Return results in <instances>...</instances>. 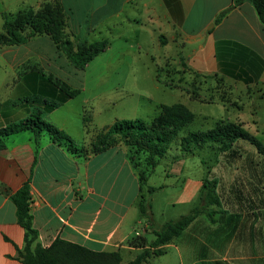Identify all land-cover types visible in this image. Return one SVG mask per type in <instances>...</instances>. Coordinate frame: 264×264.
<instances>
[{"label":"crops","instance_id":"obj_1","mask_svg":"<svg viewBox=\"0 0 264 264\" xmlns=\"http://www.w3.org/2000/svg\"><path fill=\"white\" fill-rule=\"evenodd\" d=\"M237 1L0 0V31L5 15L25 9L38 10L45 3L58 2L67 16L66 32L72 41L109 42L107 50L95 58L103 67L96 80L138 82L145 76L133 66L141 57L153 62L163 60L168 84L174 89L204 102L220 103L226 110L229 106L239 109L238 101L233 99L241 89L250 92L264 87V26L251 2ZM42 46L55 50L63 65L44 54ZM150 47L157 53H149ZM4 60L14 71L21 67L28 70L20 76H5L3 86L7 90L0 89V129L27 118L35 112L36 103L40 110H46L43 99H34L37 93L41 94L45 73L67 84L71 82L68 85L79 94L83 91L72 83L74 78L70 80L77 75V69L48 36L32 37L25 44L2 48L0 62ZM121 63L131 67L124 72L112 68ZM144 65L150 74L148 63ZM156 79L162 81L160 74ZM213 83L217 84L214 88ZM127 87L125 83L120 88L127 89L126 97L134 96ZM105 95L108 94L99 93L96 97ZM149 96L145 110L139 109L137 99L126 97L106 108L95 105L96 116L89 119L95 123L94 129L91 132L88 125L86 132L94 137L91 142L116 120L143 119L152 110L157 115L158 106L167 103ZM76 97L45 114L46 121L72 140L74 136L69 131L72 126L67 124L70 119L66 120V112L59 111ZM125 102L128 107L120 110L119 104ZM72 128L81 136L85 130L82 124ZM192 156L195 157L183 152L172 156V162L161 174L156 168L150 175L149 187L163 191L171 185H182L176 202L195 201L196 190L201 192L205 178L195 181L185 175L186 163ZM222 156L230 160L244 157L239 153ZM161 164L162 160L158 167ZM251 171L252 179L241 175L239 169L231 179L215 178L220 207L227 206L219 212L210 209L225 216L213 217L212 221L200 215L158 258L164 259V264H264V250L260 251L259 244L260 234L264 232V172L260 175L255 169ZM211 173L221 176L215 170ZM155 175H160L159 185L152 183ZM25 183L30 187L34 227L39 232L38 243L43 247L61 238L93 251L119 252L122 264H128L156 239V236L148 237L160 226L155 220L153 225L149 224L137 213L140 184L123 146L85 157L54 143L46 132L36 138L32 131H24L8 137L6 147L0 150V264H23L17 255L25 244V230L18 223L12 196ZM240 205L247 210L243 215L237 210ZM138 236L146 239L145 247L131 245Z\"/></svg>","mask_w":264,"mask_h":264},{"label":"trees","instance_id":"obj_2","mask_svg":"<svg viewBox=\"0 0 264 264\" xmlns=\"http://www.w3.org/2000/svg\"><path fill=\"white\" fill-rule=\"evenodd\" d=\"M248 1L254 6L264 26V0ZM240 2L241 0L237 1ZM225 14L226 12L217 21H220ZM66 29L67 16L58 2L45 3L38 11L27 9L13 15H5L3 30L0 31V50L25 44L32 37L48 36L77 70H83L109 46L108 41L92 44L86 41H72ZM49 79L62 93L60 101L49 103L43 100L46 110L38 109L27 118L1 128L0 150L6 147L8 137L24 131H32L36 138L46 132L54 143L65 147L74 155L85 157L112 147L123 146L131 166L138 175L140 216L151 225L154 219L150 195L156 191V188L147 187V181L175 142L185 154L195 155L196 151L209 148L217 154L236 155L238 152L234 150L235 144L239 140H246L255 147L259 155L264 157V144L244 129L240 122L221 120L211 130L189 131L179 138L195 119L193 111L183 103L159 105L158 114L150 122L143 119L116 120L112 125L104 128L89 147H79L67 133L45 119L46 113L76 97L79 91L57 78L49 77ZM88 123L89 118L84 117L87 131ZM217 185L216 179L205 178L200 194V207L155 230L156 239L149 245V249H144L128 264H147L150 260L164 255L165 247L180 237L200 215H207L214 221L213 217L216 213L210 207L221 206ZM12 201L16 206L18 223L25 230V244L18 250L17 255L23 264H122L119 252L93 251L61 238H57L50 246L43 247L38 243L39 232L34 227L31 213L32 198L28 183L12 196ZM131 245L145 247L147 241L138 236L131 241Z\"/></svg>","mask_w":264,"mask_h":264},{"label":"rangeland","instance_id":"obj_3","mask_svg":"<svg viewBox=\"0 0 264 264\" xmlns=\"http://www.w3.org/2000/svg\"><path fill=\"white\" fill-rule=\"evenodd\" d=\"M41 49L44 54L49 55L52 61L60 62L63 65V61L59 58L58 53L55 50H50L47 47L44 48L43 46ZM148 51L151 54L157 53V50H152L151 47L148 48ZM144 52L146 53V50H144ZM115 54L119 55L117 51H115ZM144 62L148 63V68H150L151 70L150 74L147 70V67H145ZM6 63V60L0 62V89L7 90V88L3 86L6 79L5 76L8 74L20 76L23 72L27 71L28 69L21 67L14 71L10 69V67ZM130 67L131 66L129 64L124 63L112 66V68H115L120 72H124ZM133 67H137L141 70L142 75L145 76L143 80H140L138 82L132 80L125 82L121 79L114 81H98L96 80V77L99 76L101 69H103L102 64L99 65L98 59L92 60L83 70H77L76 76H69L71 81H73L74 78V81L72 83H75L74 85L80 87L83 90L82 93L79 94L75 100H73L70 104L64 107L63 111H59L66 112V120L70 119L67 121L69 127H75L77 124H82L83 126H85L83 118L86 117L89 119H94V117L96 116V106L106 108L108 105L119 100L120 98H125L126 95L129 94V92L127 93V89H121L120 87H122L126 83V85L128 86L127 88L131 89L134 95H129L128 97H126V99H137L140 102L139 109L142 108V110H145L147 108V97L150 95L156 98L157 100L159 99L166 102L168 105L183 103L193 111V113L195 114L194 121L188 126L185 132L180 134L179 138L183 137L185 133L189 131H208L213 129L217 122L221 120H230L239 121L240 123H242L244 129H246L249 133L254 135L258 140H260L264 144V87L259 86V88L250 92L241 89V91L239 92L240 94H238L237 97L233 99L238 101L240 108L237 109L236 107L233 108L229 106V109L226 110L224 106L220 103L204 102L199 98L192 97V95L185 91L183 92L174 89V87H171L170 84H168L170 83V81L169 78H167V68L163 60L153 62L150 60V58L148 60V58L146 57H141V60L138 61V63ZM158 68L162 69L158 72V74H160V78L162 79L161 82H158L156 79L158 75ZM44 75L45 78L42 84V91H40L41 94L39 93L38 95L37 93L34 99L41 98L43 100H47L49 103L59 102L61 99L60 95L62 93L58 92V89L54 86V82L49 79L48 74L45 73ZM68 84H71V82H69ZM212 86L214 88L215 86H217V84L213 83ZM71 87L73 88V86ZM49 88L51 90H49L48 92ZM105 92L108 95H105V97L98 98L101 99L99 101L96 95H98L99 93L102 95ZM3 93L5 92L3 91ZM109 95H111L112 98ZM201 96L204 97L205 94L203 93L201 94ZM34 99H32L31 101H34ZM27 100L30 102V99L27 98ZM36 105L37 108L35 111L39 109V103H36ZM124 106L128 107V103L125 102L124 104H119L120 110ZM77 113H79L80 116ZM155 116L156 112H153L152 110L149 116H144L143 120H145L146 122H150ZM94 124L95 123H92V121H89L88 123L89 127L91 128V132L94 129ZM72 127L69 128V131L71 135L74 136L73 140L75 141V144L77 143L79 147H83V145H88L91 143V140L94 137H92V135H87L88 133H86V128L85 130L83 129L84 133L81 136V134H77L75 129ZM178 147L179 146L177 145V142H175L173 144L172 149L162 159V164L157 167V170H159L158 172H160L158 174H161L165 166L172 162V156H176L177 154L182 153ZM234 150H236L239 154L243 155L244 157L242 159L238 158L236 160H230L222 156V154L215 153V151L209 148L196 151L195 157H190L188 163H186L185 175H189L190 178H194L195 181H198L201 177L209 179L220 178L221 180H228L232 178L236 169H239V173L245 176V178L249 179H252L254 173L251 170L254 169L255 171H258L260 175H262V172H264V157L260 156L257 153L255 147L251 143L246 140H239L235 144ZM212 170L216 171L217 176L221 175L222 177H215L214 175H212ZM158 176L155 175L152 179V183H155V185H159L161 181V179H159L160 177ZM147 187H149L148 183ZM176 190H178V192H175ZM181 190L182 185H180L179 187H174L171 185L167 188H164L163 191L157 190L156 192L150 195L153 219L155 220L158 226L162 227L165 223L177 220L182 215H186L193 209L200 207V190H196L195 201L186 202L181 200L179 202H176ZM222 200L224 202L225 199ZM226 206V204L223 207L212 206L211 209L219 212L223 211V209L225 210ZM136 210L140 216L139 207H136ZM237 210L240 212L241 215L247 212L244 205H240ZM221 216H225V214L221 215L217 213L214 217L220 218ZM200 218L208 219L209 217L207 215H201ZM142 219L147 222L145 218ZM260 235L261 238L259 244L260 251L262 252L264 250V232H262ZM152 237H155V234L150 233L148 238L152 239ZM163 262L164 259L157 258L153 259L148 264H164Z\"/></svg>","mask_w":264,"mask_h":264}]
</instances>
